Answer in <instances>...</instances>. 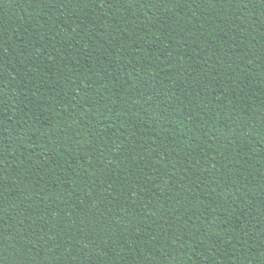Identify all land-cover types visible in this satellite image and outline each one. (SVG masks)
<instances>
[{"label": "trees", "instance_id": "trees-1", "mask_svg": "<svg viewBox=\"0 0 264 264\" xmlns=\"http://www.w3.org/2000/svg\"><path fill=\"white\" fill-rule=\"evenodd\" d=\"M0 264H264V0H0Z\"/></svg>", "mask_w": 264, "mask_h": 264}]
</instances>
